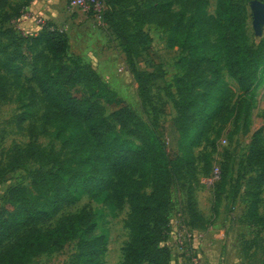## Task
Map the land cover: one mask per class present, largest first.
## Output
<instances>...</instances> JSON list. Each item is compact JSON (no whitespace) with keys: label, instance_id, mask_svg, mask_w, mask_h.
I'll return each instance as SVG.
<instances>
[{"label":"rangeland","instance_id":"374dc122","mask_svg":"<svg viewBox=\"0 0 264 264\" xmlns=\"http://www.w3.org/2000/svg\"><path fill=\"white\" fill-rule=\"evenodd\" d=\"M131 1L123 0L121 5H115V14L111 17L121 24L120 18L124 16L130 30L142 29L150 37L135 59L137 69L148 82L149 98L139 90L118 35L103 19L102 13L95 9H70L68 0H7L0 8V30L7 26L5 20L8 16L16 14L23 7L21 16L10 21L19 34H37L41 29L37 19H45L63 36L64 63L92 69L118 95L122 107L133 114L134 120L145 126L143 131H137L141 137L151 142L159 141L171 159L183 156L185 151L174 125L177 117L174 81L183 72L179 64L181 48L170 44L168 29L156 22L141 23L134 19L132 13L135 5ZM135 1L138 4L145 2ZM203 1L206 15L215 18L218 0ZM236 1L245 9L247 45L264 57V24L260 25L258 33L254 32L252 26L250 4L254 0ZM259 1L264 3V0ZM99 2L103 9H108V0ZM30 5L38 13H31L27 9ZM182 10L178 0H172L171 12L179 13ZM26 18L31 20V28L24 26ZM208 35L213 41V32L208 30ZM6 42L7 37H0L1 44ZM37 49L48 53L43 43ZM27 62L28 58L18 62L23 68L19 72H15L14 68L8 71L0 69V80L5 90L4 95L0 96V207L11 187L25 186L31 191L33 173L48 167L45 163L29 160L12 171L7 170L6 164L15 146L24 147L33 143L44 156L53 155L67 160L72 156L69 136L80 135L78 129L72 132L69 128L60 130L56 110L41 98L36 84L26 78L31 70V64ZM259 76L262 77L261 82L256 84V80H253L252 84L256 86L247 97L251 98V109L246 126L235 119L239 105L248 102L245 98H239L240 85L235 76L222 69L219 80L209 92L211 120L203 127L187 159L172 174L168 185L169 203L163 215L167 223L161 245L169 250V264H177L185 254V243L179 244L176 238L178 231L191 234L201 264H264V227L253 224L248 218L250 198L245 185L247 179L258 172L256 167L246 162L255 131L261 130L264 146V62L257 68L256 78ZM85 91L93 100L95 91L88 87ZM204 91V88L197 91L199 100ZM110 114V109L105 108L104 117L120 136L136 146L140 145L137 135H129ZM129 128L134 129L131 125ZM81 152L85 154L84 150ZM215 171H219L220 177H214ZM127 186H138L139 194L148 198L152 192L149 165L136 172L111 174L108 177V191H101L97 196L84 193L75 204L63 208L41 227L60 228L86 210L94 223L91 236L98 238L103 246L99 264H122L131 241V206L129 199L126 196L120 199L117 192ZM213 208L216 212H213ZM193 210L200 217L199 223L191 221L190 213ZM257 213L264 217V186ZM77 244V239L68 240L50 252L33 257L26 264H77Z\"/></svg>","mask_w":264,"mask_h":264},{"label":"trees","instance_id":"16d2710c","mask_svg":"<svg viewBox=\"0 0 264 264\" xmlns=\"http://www.w3.org/2000/svg\"><path fill=\"white\" fill-rule=\"evenodd\" d=\"M6 1L0 0V8ZM131 2L135 5L134 19L141 23L156 22L168 29L170 44L181 48L179 64L183 72L174 81L177 111L174 125L185 153L169 158L159 141L151 142L140 136L137 131H143L145 126L134 120L133 114L122 107L118 95L92 69L64 63V40L60 31L46 22L37 34H19L10 21L21 16L23 7L8 16L5 20L7 26L0 30V37H7L5 44L0 43V69L8 71L14 68L19 72L23 68L18 62L28 58L31 70L26 78L36 84L41 98L56 110L60 130L69 128L72 132L78 129L80 135L69 136L72 156L67 160L53 155L44 156L33 143L15 146L6 164L7 170L12 171L29 160L45 163L48 167L33 173L31 191L25 186H14L8 190L6 201L0 207V264H26L33 257L50 252L72 239L78 241L77 264H99L103 246L98 238L91 236L94 223L88 211H83L84 214L60 228L43 229L41 225L63 208L75 204L84 193L97 196L101 191H108L111 174L136 172L144 165L151 169L150 196L144 198L140 195L138 186H127L117 192L120 199L126 196L131 206V241L122 264H169V250L161 245L167 223L163 215L169 203L168 185L172 174L187 159L203 127L211 120V107L208 105L211 97L208 95L219 80L222 69L235 76L240 85L239 98L248 101L239 105L235 117L246 126L251 109V98L247 97L262 80L256 75L264 57L247 45L244 7L236 0H218L214 18L206 15L203 0H178L183 8L179 13L171 12L172 0H145L142 4L135 0ZM122 3L123 0H108V11L104 8L102 17L118 35L139 90L149 98L148 82L137 69L135 59L150 37L142 29L130 30L124 16L120 18L123 26L111 17L115 14V5ZM208 30L214 34L213 41ZM41 43L47 47L48 53L37 49ZM253 80H256L254 86ZM86 87L95 91L93 100L87 95ZM201 88L205 91L199 100L197 91ZM4 91L0 80L1 97ZM105 108L110 109L113 120L129 135H137L140 145L136 146L120 136L104 117ZM130 125L134 129L129 128ZM246 162L258 169L245 183L250 198L248 218L253 224L264 227V217L257 213L264 186L261 130L252 135ZM213 212H216L215 208ZM190 216L193 223H199L200 217L194 210Z\"/></svg>","mask_w":264,"mask_h":264},{"label":"built area","instance_id":"2783aa9c","mask_svg":"<svg viewBox=\"0 0 264 264\" xmlns=\"http://www.w3.org/2000/svg\"><path fill=\"white\" fill-rule=\"evenodd\" d=\"M68 6L70 9L75 8H84L85 10L95 9L100 14L103 12V5L99 2V0H68ZM37 22L40 23V27L42 28L46 21L45 19L39 17ZM214 177H219V171L214 172ZM191 234H186L184 231H178L176 234V238L179 244L185 243V247L183 252H185L184 256L179 258L177 264H201V259L199 254L195 250V246L193 244V240L190 238Z\"/></svg>","mask_w":264,"mask_h":264},{"label":"water","instance_id":"95a60500","mask_svg":"<svg viewBox=\"0 0 264 264\" xmlns=\"http://www.w3.org/2000/svg\"><path fill=\"white\" fill-rule=\"evenodd\" d=\"M253 16L252 26L255 33L259 32L260 25L264 24V3L259 0H254L250 4Z\"/></svg>","mask_w":264,"mask_h":264},{"label":"crops","instance_id":"0c3cea01","mask_svg":"<svg viewBox=\"0 0 264 264\" xmlns=\"http://www.w3.org/2000/svg\"><path fill=\"white\" fill-rule=\"evenodd\" d=\"M27 9H30V12L31 13H38L37 12V10L36 9H34L33 7H31V5L29 6V7H27ZM36 11V12H35ZM32 23H31V20L29 19V18H26V20L24 21V26H27V27H29V28H31L32 27ZM33 28H34V26H33ZM40 30V29H39ZM38 30V31H39ZM37 31V32H38Z\"/></svg>","mask_w":264,"mask_h":264}]
</instances>
